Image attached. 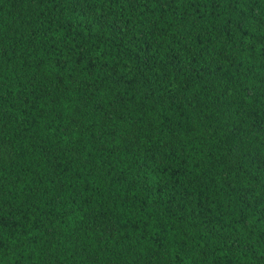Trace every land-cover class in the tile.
<instances>
[{"label": "trees", "instance_id": "obj_1", "mask_svg": "<svg viewBox=\"0 0 264 264\" xmlns=\"http://www.w3.org/2000/svg\"><path fill=\"white\" fill-rule=\"evenodd\" d=\"M0 264H264V0H0Z\"/></svg>", "mask_w": 264, "mask_h": 264}]
</instances>
